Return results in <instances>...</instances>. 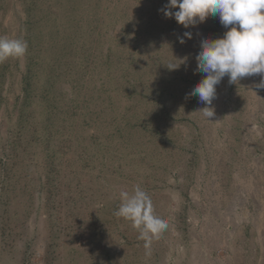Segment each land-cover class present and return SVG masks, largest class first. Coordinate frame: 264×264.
<instances>
[{"label": "rangeland", "instance_id": "rangeland-1", "mask_svg": "<svg viewBox=\"0 0 264 264\" xmlns=\"http://www.w3.org/2000/svg\"><path fill=\"white\" fill-rule=\"evenodd\" d=\"M167 3L0 0L27 42L0 61V264H264L261 76L226 75L205 117L195 56L228 29ZM137 185L168 224L151 242L116 215Z\"/></svg>", "mask_w": 264, "mask_h": 264}, {"label": "clouds", "instance_id": "clouds-1", "mask_svg": "<svg viewBox=\"0 0 264 264\" xmlns=\"http://www.w3.org/2000/svg\"><path fill=\"white\" fill-rule=\"evenodd\" d=\"M158 11L185 29L196 27L209 16H218L228 29L220 38H202L195 56L196 71L204 75L188 95L196 96L205 105L200 109L205 117L214 116L211 106L217 97L216 86L226 75L230 84L260 75L257 87L264 88V0H168ZM192 36V32L185 31L178 39L183 44ZM26 51V41L0 37V61L22 57ZM181 61L167 68L175 70L185 63ZM116 215L131 220L133 227L140 230L139 238L148 242L158 239L168 227L167 221L155 214L150 196L139 185L134 186L132 194H124Z\"/></svg>", "mask_w": 264, "mask_h": 264}]
</instances>
